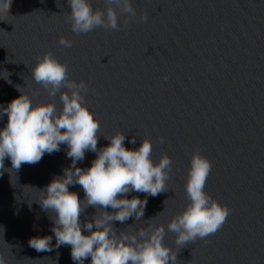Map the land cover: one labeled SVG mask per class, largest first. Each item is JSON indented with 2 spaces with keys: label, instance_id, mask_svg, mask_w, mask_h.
Here are the masks:
<instances>
[{
  "label": "water",
  "instance_id": "95a60500",
  "mask_svg": "<svg viewBox=\"0 0 264 264\" xmlns=\"http://www.w3.org/2000/svg\"><path fill=\"white\" fill-rule=\"evenodd\" d=\"M91 3L105 8L104 0ZM132 4L138 16L147 14V22L129 17L125 25L126 14H119L118 30L76 34L67 0H9L6 11L0 10V76L9 73L11 83L0 77V105L18 97L20 87L33 106L54 99L62 108L59 93L49 97L31 78L37 56L51 51L68 65L70 79L88 84L85 102L100 122L98 148L122 132L127 148L150 139L154 162L171 157L165 191L148 197L140 221L114 226L134 231L151 218L164 224L163 243L177 251L176 264H264V0ZM61 36L72 40V47L59 45ZM6 122L5 114L0 127ZM133 136L135 145L128 143ZM66 151L62 144L60 151L22 163L19 170L5 158L10 170L0 175V253L8 264H75L70 245L38 252L28 244L44 235L56 243L37 190L71 164ZM195 152L212 164L205 191L231 211L215 233L178 246L167 222L189 203L184 185ZM94 159L95 153L86 151L77 166L90 167ZM69 190L83 199L80 185ZM94 213L93 207L86 209L88 219Z\"/></svg>",
  "mask_w": 264,
  "mask_h": 264
},
{
  "label": "clouds",
  "instance_id": "9594fccd",
  "mask_svg": "<svg viewBox=\"0 0 264 264\" xmlns=\"http://www.w3.org/2000/svg\"><path fill=\"white\" fill-rule=\"evenodd\" d=\"M104 3L105 8L94 9L91 0H67L70 8L67 19L72 32L88 33L98 27L118 30L121 28L119 14H126L125 25L129 17L138 22L148 20L146 13L137 15L132 0H104ZM8 4L9 0H0V10L6 11ZM58 43L65 48L73 45L72 40L63 36ZM9 75L0 77L11 83ZM31 78L49 97L55 98L59 93L62 108H57L54 99L33 106L30 96L16 86L20 95L6 106L0 105V119L7 115L6 124L0 127V175L10 170L5 168V158L11 160L12 169L19 170L22 163H36L45 153L60 151L62 144L67 148L66 156L71 158V164L44 188L36 189L40 194L36 201L50 214L55 245L52 235H44L31 237L29 246L40 252L70 245L75 264H85L89 257V264H176L177 251L163 243L164 224L151 218L149 223L133 231L117 229L113 223L123 224L130 218L141 220L148 197H155L166 189L172 170L171 157L164 154L154 162L150 139H143L136 148H127L124 144L126 135L122 132L104 137L109 143L98 148L100 122L85 102L88 84L84 80L70 79L68 65L51 51L37 56ZM158 139L163 142L164 138ZM128 143L135 145L136 137ZM86 151L95 153V159L90 167H78ZM189 165L184 185L189 203L167 222V231L176 234L178 246L215 233L231 211L205 191L211 161L195 152ZM74 185L82 187L83 199L77 192L69 190ZM132 192L145 196L129 199L127 194ZM89 206L95 209L91 219L86 214ZM109 208L112 211H108ZM81 214L85 215L83 221ZM0 264H8L2 253ZM250 264L255 262L250 261Z\"/></svg>",
  "mask_w": 264,
  "mask_h": 264
}]
</instances>
